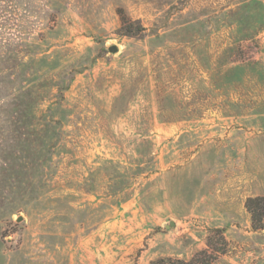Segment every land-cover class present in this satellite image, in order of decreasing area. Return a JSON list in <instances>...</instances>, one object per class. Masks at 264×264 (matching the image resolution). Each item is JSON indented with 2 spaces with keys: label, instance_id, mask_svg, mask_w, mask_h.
Returning <instances> with one entry per match:
<instances>
[{
  "label": "rangeland",
  "instance_id": "374dc122",
  "mask_svg": "<svg viewBox=\"0 0 264 264\" xmlns=\"http://www.w3.org/2000/svg\"><path fill=\"white\" fill-rule=\"evenodd\" d=\"M256 196L264 0H0V264H264Z\"/></svg>",
  "mask_w": 264,
  "mask_h": 264
},
{
  "label": "trees",
  "instance_id": "16d2710c",
  "mask_svg": "<svg viewBox=\"0 0 264 264\" xmlns=\"http://www.w3.org/2000/svg\"><path fill=\"white\" fill-rule=\"evenodd\" d=\"M123 16H121V19ZM123 24L126 20H121ZM245 209L250 215L251 226L254 230H264V196L248 198L245 201ZM218 234V240L214 241L212 236L207 238L206 249L198 252L189 261L174 260L171 258H160L152 261L150 264H211L220 255L226 252V241L221 230H214Z\"/></svg>",
  "mask_w": 264,
  "mask_h": 264
},
{
  "label": "water",
  "instance_id": "95a60500",
  "mask_svg": "<svg viewBox=\"0 0 264 264\" xmlns=\"http://www.w3.org/2000/svg\"><path fill=\"white\" fill-rule=\"evenodd\" d=\"M109 51L112 52V53H114V52L117 51V48L114 47V46H112V47L109 48ZM171 225H172V224H171Z\"/></svg>",
  "mask_w": 264,
  "mask_h": 264
}]
</instances>
